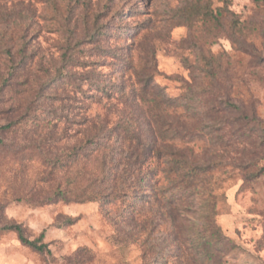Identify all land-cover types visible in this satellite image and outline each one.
<instances>
[{"label": "rangeland", "instance_id": "obj_1", "mask_svg": "<svg viewBox=\"0 0 264 264\" xmlns=\"http://www.w3.org/2000/svg\"><path fill=\"white\" fill-rule=\"evenodd\" d=\"M0 140V264H264V0H0Z\"/></svg>", "mask_w": 264, "mask_h": 264}, {"label": "trees", "instance_id": "obj_2", "mask_svg": "<svg viewBox=\"0 0 264 264\" xmlns=\"http://www.w3.org/2000/svg\"><path fill=\"white\" fill-rule=\"evenodd\" d=\"M1 143V140H0ZM143 160V156L138 157L136 162H139ZM64 200L67 198L66 194H61L60 195ZM2 230H8V231H12L15 232L17 234L18 240L20 241V243L24 246H27L31 249H33L34 251H37L39 253L42 254H48L50 253L48 247L46 244L42 243L43 240V233L38 237V239L35 240H29L28 238L25 237L24 235V231L23 228L21 227V225H9V226H4L2 228Z\"/></svg>", "mask_w": 264, "mask_h": 264}]
</instances>
